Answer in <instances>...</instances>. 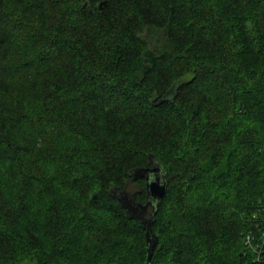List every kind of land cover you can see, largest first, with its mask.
<instances>
[{
	"label": "trees",
	"instance_id": "1",
	"mask_svg": "<svg viewBox=\"0 0 264 264\" xmlns=\"http://www.w3.org/2000/svg\"><path fill=\"white\" fill-rule=\"evenodd\" d=\"M263 233L264 0H0V264H264Z\"/></svg>",
	"mask_w": 264,
	"mask_h": 264
},
{
	"label": "water",
	"instance_id": "2",
	"mask_svg": "<svg viewBox=\"0 0 264 264\" xmlns=\"http://www.w3.org/2000/svg\"><path fill=\"white\" fill-rule=\"evenodd\" d=\"M102 6V5H101ZM135 178L143 177L146 179L147 201L142 203L137 201L135 195L131 196L126 193L120 196L121 201L126 207L127 212L134 217L144 219L151 205L157 208L167 192V181L161 165L149 161L144 168L135 170ZM148 239L150 237L148 236ZM155 244L149 246V259L151 260L154 253Z\"/></svg>",
	"mask_w": 264,
	"mask_h": 264
},
{
	"label": "rangeland",
	"instance_id": "3",
	"mask_svg": "<svg viewBox=\"0 0 264 264\" xmlns=\"http://www.w3.org/2000/svg\"><path fill=\"white\" fill-rule=\"evenodd\" d=\"M137 189H138L137 184H132L126 188L125 192L128 191L127 193L131 196ZM118 193H119V196H121L122 192L119 191ZM146 216H148V214Z\"/></svg>",
	"mask_w": 264,
	"mask_h": 264
},
{
	"label": "bare ground",
	"instance_id": "4",
	"mask_svg": "<svg viewBox=\"0 0 264 264\" xmlns=\"http://www.w3.org/2000/svg\"><path fill=\"white\" fill-rule=\"evenodd\" d=\"M146 201H147V200H146ZM144 203H146V202H144ZM150 207H152V206H151V205L149 206V210H150V213H151V209H152L153 207H152L151 209H150ZM150 213H149V214H150ZM147 214H148V212H147ZM147 214H146V215H147ZM146 215H145V218L149 217V216H146ZM251 240H252V237L248 235V237H247V242H248L250 245L252 244V243H251ZM263 242H264V241H263Z\"/></svg>",
	"mask_w": 264,
	"mask_h": 264
},
{
	"label": "built area",
	"instance_id": "5",
	"mask_svg": "<svg viewBox=\"0 0 264 264\" xmlns=\"http://www.w3.org/2000/svg\"><path fill=\"white\" fill-rule=\"evenodd\" d=\"M262 238H263V241H264V233H263V236H262Z\"/></svg>",
	"mask_w": 264,
	"mask_h": 264
},
{
	"label": "flooded vegetation",
	"instance_id": "6",
	"mask_svg": "<svg viewBox=\"0 0 264 264\" xmlns=\"http://www.w3.org/2000/svg\"><path fill=\"white\" fill-rule=\"evenodd\" d=\"M152 207H150V209H151ZM150 213V210H148V214Z\"/></svg>",
	"mask_w": 264,
	"mask_h": 264
}]
</instances>
